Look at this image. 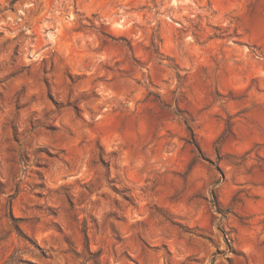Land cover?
I'll list each match as a JSON object with an SVG mask.
<instances>
[{"label":"rangeland","instance_id":"374dc122","mask_svg":"<svg viewBox=\"0 0 264 264\" xmlns=\"http://www.w3.org/2000/svg\"><path fill=\"white\" fill-rule=\"evenodd\" d=\"M0 264H264V0H0Z\"/></svg>","mask_w":264,"mask_h":264},{"label":"trees","instance_id":"16d2710c","mask_svg":"<svg viewBox=\"0 0 264 264\" xmlns=\"http://www.w3.org/2000/svg\"><path fill=\"white\" fill-rule=\"evenodd\" d=\"M187 129H188L189 132H190L191 143H192V144L198 149L199 153H201V152H200V149H199V146H198V144H197V142H196V140H195V138H194V134H193L191 128H190L189 126H187ZM212 202H213V205H214V206H217V202H216V200L214 199V197H213Z\"/></svg>","mask_w":264,"mask_h":264}]
</instances>
